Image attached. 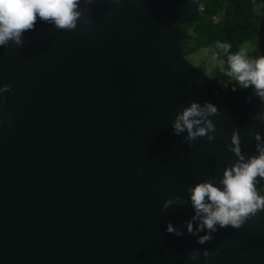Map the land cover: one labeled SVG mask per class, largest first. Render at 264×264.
I'll return each mask as SVG.
<instances>
[{
  "label": "water",
  "instance_id": "water-1",
  "mask_svg": "<svg viewBox=\"0 0 264 264\" xmlns=\"http://www.w3.org/2000/svg\"><path fill=\"white\" fill-rule=\"evenodd\" d=\"M210 2L79 0L73 28L37 18L0 46V264H264V208L202 244L192 220L187 189L219 186L231 136L245 160L264 143V102L181 54ZM256 37L264 55V0ZM192 102L216 112L188 140L172 123Z\"/></svg>",
  "mask_w": 264,
  "mask_h": 264
},
{
  "label": "clouds",
  "instance_id": "clouds-1",
  "mask_svg": "<svg viewBox=\"0 0 264 264\" xmlns=\"http://www.w3.org/2000/svg\"><path fill=\"white\" fill-rule=\"evenodd\" d=\"M78 2L79 0H0V46L6 45L10 40L19 44L21 34L31 30L37 18L51 22L60 29L73 28L79 16V12L75 10ZM192 2L195 3L196 0ZM231 47L229 42L217 40L213 49H205L204 52L211 51V59L216 61L221 73L233 79L240 87L250 89L264 102V55L250 58L244 48L231 52ZM6 90L7 85L0 87V92ZM215 112V106L210 103L200 106L192 102L175 117L172 123L173 133L179 135L186 132L188 140L203 137L206 132L213 130V125L205 117ZM254 138L257 141L256 155L245 160L240 154L238 136L235 133L231 136L230 150L238 160L223 169L219 186L211 180H205L187 189L188 199L194 210L192 220L199 221L195 232L207 230L197 238V243L209 240L208 233L215 231L217 226L239 228L245 219L264 208V195L258 194L255 187L256 177L264 181V143L260 142L258 134ZM208 140H212L210 135ZM170 203L171 200H166L164 207ZM192 220L185 221V227L187 232L195 234ZM165 231L181 235L170 223L166 224Z\"/></svg>",
  "mask_w": 264,
  "mask_h": 264
},
{
  "label": "trees",
  "instance_id": "trees-1",
  "mask_svg": "<svg viewBox=\"0 0 264 264\" xmlns=\"http://www.w3.org/2000/svg\"><path fill=\"white\" fill-rule=\"evenodd\" d=\"M260 1L211 0L210 3H204L196 19L180 27L191 35V38L181 42V54L188 58L201 49L211 50L215 42L220 40L231 44V52L237 51L244 42L249 41L252 48L247 55L250 58L258 56L256 30L261 18ZM206 56L211 59V51ZM198 68L206 72L213 83L223 87L232 97H237L240 92H252L250 89H241L233 79L221 73L216 61L208 68ZM257 192L264 195V191Z\"/></svg>",
  "mask_w": 264,
  "mask_h": 264
},
{
  "label": "rangeland",
  "instance_id": "rangeland-1",
  "mask_svg": "<svg viewBox=\"0 0 264 264\" xmlns=\"http://www.w3.org/2000/svg\"><path fill=\"white\" fill-rule=\"evenodd\" d=\"M241 48H244L246 50V52L248 53L251 50L252 45L249 41H246L240 46V49ZM187 59L193 66H195L197 68L198 67L208 68L210 65H212L214 63L213 60L209 59L206 56L204 49H201V50L197 51L195 54L190 55ZM240 88L242 89V87H240ZM243 89H245V88H243Z\"/></svg>",
  "mask_w": 264,
  "mask_h": 264
}]
</instances>
